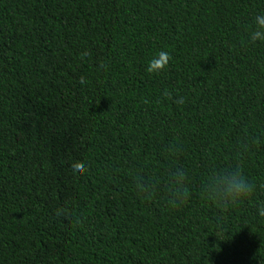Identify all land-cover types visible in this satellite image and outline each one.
<instances>
[{
  "label": "trees",
  "instance_id": "16d2710c",
  "mask_svg": "<svg viewBox=\"0 0 264 264\" xmlns=\"http://www.w3.org/2000/svg\"><path fill=\"white\" fill-rule=\"evenodd\" d=\"M259 11L0 0V264H264V187L227 209L199 195L225 163L264 185V43L247 41ZM162 50L166 68L148 72ZM170 164L189 170V201L139 198L136 171Z\"/></svg>",
  "mask_w": 264,
  "mask_h": 264
},
{
  "label": "clouds",
  "instance_id": "9594fccd",
  "mask_svg": "<svg viewBox=\"0 0 264 264\" xmlns=\"http://www.w3.org/2000/svg\"><path fill=\"white\" fill-rule=\"evenodd\" d=\"M247 41L252 44L264 43V11L257 12L250 21L247 33ZM169 53L158 52L147 63L146 70L150 73H157L164 70L168 64ZM99 71H105L106 66L101 65ZM81 84L84 83L81 78ZM164 96L171 94L165 91ZM177 104L184 103V97L178 96ZM180 144H169L166 149L170 159H174L180 153ZM85 171V166L79 162L72 164L73 176H79ZM135 192L142 200H154L160 196L169 203L177 206L186 204L191 197V176L186 167L178 164H170L159 173H149L143 169L137 170L134 175ZM253 179L245 174L240 163H225L219 167H213L203 177L199 185V195L208 204L220 209H227L241 201L252 199L259 188ZM62 210L57 211V215ZM257 215L264 217V202L258 204ZM258 256V254H256Z\"/></svg>",
  "mask_w": 264,
  "mask_h": 264
}]
</instances>
